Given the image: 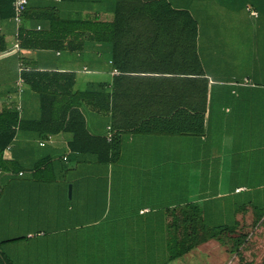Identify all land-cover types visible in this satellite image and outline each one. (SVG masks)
I'll use <instances>...</instances> for the list:
<instances>
[{
	"label": "crops",
	"instance_id": "1",
	"mask_svg": "<svg viewBox=\"0 0 264 264\" xmlns=\"http://www.w3.org/2000/svg\"><path fill=\"white\" fill-rule=\"evenodd\" d=\"M52 1L63 6L60 12L66 18L100 12L103 19H111L106 8L116 5V0ZM166 1L174 9L188 11L197 27L206 22L209 31L217 32L220 26L226 37L236 40L235 46L219 52L208 40L201 44L198 27L197 75L176 71L182 69L179 63L171 64L173 71H165L169 66L162 58L164 52H142L141 56L156 53L160 58L154 65L140 58L136 70L125 75L124 98L135 123L176 106L188 107L191 116L193 110H203L202 131L123 132L118 157L104 165L107 173L100 172L98 166L103 164L91 156L70 162L76 167H94V173L72 178L73 189L69 178L65 184L52 186L29 169L48 159L52 149L61 150L63 157L69 150V133L58 134L56 142L45 147L16 136L10 147L23 168L14 175L0 172V238L14 240L1 246L11 252L13 262L195 264L203 252L211 256L209 264H223V245L216 239L176 255L180 254L175 248L181 246L182 228L175 224L185 212L201 214L211 228L232 226L234 231L255 221L254 212H241L239 200L264 181V0H192L194 7L187 6L186 0ZM28 6L54 7L42 0H28ZM247 7L257 15H250ZM245 25L252 30L255 44L249 49L239 46ZM48 26L46 20L32 19L30 13L22 18L25 31ZM14 34L13 22L0 18V111L20 106L26 117L38 116L37 96L26 85L19 93L17 86L22 71L32 67L74 73L77 90H112L121 74L113 73L106 47L56 51L22 47L19 42L14 48ZM90 116L94 119L91 126ZM86 123L92 134L105 136L111 127L110 113L88 109ZM25 170H30L27 177ZM217 199L228 203L224 206Z\"/></svg>",
	"mask_w": 264,
	"mask_h": 264
},
{
	"label": "trees",
	"instance_id": "2",
	"mask_svg": "<svg viewBox=\"0 0 264 264\" xmlns=\"http://www.w3.org/2000/svg\"><path fill=\"white\" fill-rule=\"evenodd\" d=\"M27 10L28 7L23 17L27 15ZM106 12L112 14L111 19H103L100 12L89 14L86 18H66L55 7L40 8L30 13L32 19L46 20L49 26L45 30L30 32L20 29L18 39L22 47L56 51H79L94 45L106 47L110 52L112 67L121 74L115 78L112 90L108 87L77 90L72 72L36 67L22 71L27 90L37 96L38 116L28 118L22 109L17 110L14 106L0 111L1 173L17 174L22 169L10 147L16 136L37 142L49 134L69 133L72 138L68 143L67 160L64 161L61 157L64 163L75 161L80 156H91L96 162L105 165L118 157L122 133L128 130L167 134L202 131L203 110H193L191 116L188 107L181 104L182 106L169 108L158 117L150 115L135 123L132 120L133 110L124 98L125 75L136 70L140 58H146V64L149 65H154L155 59L160 58L156 53L141 56L145 51L164 52L162 58L166 65L170 67L173 63H179L182 69L176 71L183 75L200 73L196 51L198 27L188 11L174 9L166 0H116V5L106 8ZM12 15V0H0V18L8 20ZM194 65L196 69H192ZM169 67L165 71H173ZM153 69L157 70L156 67ZM88 109L110 113L111 141H107L106 135L90 132L86 123ZM52 162L50 156L35 164L31 170H39L45 174ZM73 186L72 184V189ZM263 216L260 214L254 222L257 223ZM175 226L182 228L181 246L175 248L176 251L180 249V254L177 252L176 255H184L210 239H216L224 245L228 235L233 237L237 250L245 239V236L237 235L236 231L228 227H209L198 213L194 216L185 212L180 223ZM2 243L4 242L0 243V264H15L11 260V252L4 250ZM261 264H264V260Z\"/></svg>",
	"mask_w": 264,
	"mask_h": 264
},
{
	"label": "rangeland",
	"instance_id": "3",
	"mask_svg": "<svg viewBox=\"0 0 264 264\" xmlns=\"http://www.w3.org/2000/svg\"><path fill=\"white\" fill-rule=\"evenodd\" d=\"M42 2L49 5V7L54 6L59 11L60 15H62L60 11L64 10V8L59 2H54L52 0L51 1L42 0ZM186 3L187 6L194 7L192 0H186ZM36 9L37 8L28 6V10L26 13H31ZM198 27H199V33H201L202 35L201 44L205 45V42L208 40V43L210 42V46L214 47L219 52L223 51L224 50L223 48L231 47L232 45L235 46L236 40L230 37H226L224 33L221 31L220 26L217 32L209 31V27L206 22L204 23L199 22ZM242 30L244 32V39L240 41L242 43L239 46H244L246 49L254 47L255 44H252V39H251L252 30L250 29V27L248 25H245L242 28ZM214 33L219 34V37L216 38V35L214 36ZM230 34L232 33L230 32ZM93 120L94 119L91 116L88 117V123L90 126L92 125ZM50 154L53 162L51 166L47 168L45 174L39 170L37 172L32 171V173L36 176L37 179H39L38 176H43L44 177L43 179L47 181L48 185L55 186L58 184H65L68 178L70 179V184H71L74 181L72 180V178L78 176L79 173H87L88 171H92V173H94V167L87 166L85 168H82L79 166L76 167L75 163L72 164L70 162L64 163L61 159L62 157L61 150L52 149ZM76 161L77 160H75V162ZM91 162L88 163L92 164ZM98 168L100 169V172L102 174L107 173L104 172L105 170L104 165H100L98 166ZM24 169L26 168L24 167ZM25 171H26L25 177H27V174L29 175L30 170H25ZM108 173H110V171H108ZM2 174L14 175L16 173H9V174L2 173ZM69 185L67 184L66 187L67 190ZM239 201L241 206V212H247V213L254 212L255 218L258 217L260 214L264 215V181L262 182L260 188L251 189L248 193H246V198L244 200L240 199ZM216 202L222 203L224 206H226V204L228 203V201L224 199H217ZM243 203L245 204V207H243ZM228 209L229 208H226V211H229ZM207 217L214 218V216H207ZM263 217L257 223L256 222L251 223V221H248V223L250 224L246 225V228L244 230L236 231L237 235H242L243 237L245 236V239L241 243L240 248H238L237 250L234 246L233 237H231L230 235L225 237V244L223 245L222 254L220 255V257L224 258L223 264H261L263 262L264 260V220H262ZM228 228L232 229L233 227L229 226ZM7 240H11V238L4 239L1 237L0 243ZM237 251L239 252L238 254ZM210 257L211 256L201 252L198 254V257L195 260V264H209ZM14 263L20 264L16 262Z\"/></svg>",
	"mask_w": 264,
	"mask_h": 264
},
{
	"label": "built area",
	"instance_id": "4",
	"mask_svg": "<svg viewBox=\"0 0 264 264\" xmlns=\"http://www.w3.org/2000/svg\"><path fill=\"white\" fill-rule=\"evenodd\" d=\"M27 3L28 0H12V10H13V15L11 17V21L13 22V24L15 25V42L13 44L14 48H18L19 47V30L22 27V18H23V13L26 10L27 7ZM247 11L249 12L250 15L255 16L257 15V12L255 10H253L250 7H247ZM113 73L114 74H119L120 72L117 69H113ZM17 86H18V92L21 93L25 87V83L24 80L22 78V76H19L18 81H17ZM17 110H20V106H16ZM56 136L57 135H52L49 134L44 138L38 139L37 140V145L39 147H45L47 145H53L56 142ZM106 139L107 141H111L112 139V129L111 127H107V133H106ZM69 153V150L67 151V153L62 157V159L65 161L67 160V154Z\"/></svg>",
	"mask_w": 264,
	"mask_h": 264
},
{
	"label": "water",
	"instance_id": "5",
	"mask_svg": "<svg viewBox=\"0 0 264 264\" xmlns=\"http://www.w3.org/2000/svg\"><path fill=\"white\" fill-rule=\"evenodd\" d=\"M68 191H71V185L68 186Z\"/></svg>",
	"mask_w": 264,
	"mask_h": 264
}]
</instances>
